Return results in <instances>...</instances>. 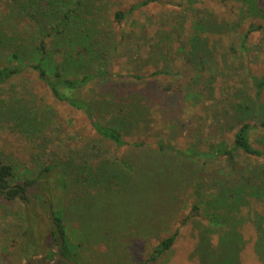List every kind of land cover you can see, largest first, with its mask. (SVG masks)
<instances>
[{
	"label": "rangeland",
	"instance_id": "374dc122",
	"mask_svg": "<svg viewBox=\"0 0 264 264\" xmlns=\"http://www.w3.org/2000/svg\"><path fill=\"white\" fill-rule=\"evenodd\" d=\"M139 1L92 0L88 18L105 46L100 60L109 75L92 80L81 93L96 118L121 127L127 144L116 147L95 134L81 111L53 98L28 68L0 85V157L15 173L8 185L33 178L47 161L62 167L95 144L114 168L103 183L90 177L86 184L70 170L65 191L56 196L50 174L39 181L56 205L60 200L68 237L80 244L85 264H137L148 258L157 240L174 231L170 250L149 264H264V193L241 192L240 205L237 197L216 198L212 203L220 211L213 212V220H208L212 207L205 201L242 174L225 157L206 152L210 142L232 139L231 132L215 125L211 109L220 112L227 96L249 109L239 113L243 119L237 114L241 121L256 122L264 115V99H253L248 77L249 70L264 74V37L253 34L247 48L238 46L232 54L230 34L215 26L214 32L193 29L205 13L218 24L236 19L228 12L232 3L224 6L218 0H150L115 21V10L127 11ZM6 12L7 1L0 0V20ZM10 24L20 36L31 39L35 33L25 14H14ZM194 31L202 42L206 39L212 60L200 71L193 55L190 62L184 56ZM83 64L78 70L92 72L96 61ZM156 69L172 74L149 76ZM124 110H129L126 120ZM251 141L264 152V128L254 130ZM235 160L238 167H255L264 155L235 151ZM225 206L231 208L228 215L221 213ZM48 235L39 198L0 197V264H47L53 248Z\"/></svg>",
	"mask_w": 264,
	"mask_h": 264
},
{
	"label": "trees",
	"instance_id": "16d2710c",
	"mask_svg": "<svg viewBox=\"0 0 264 264\" xmlns=\"http://www.w3.org/2000/svg\"><path fill=\"white\" fill-rule=\"evenodd\" d=\"M6 1L7 12L1 18L2 20H0V85L21 75L26 69L30 68L36 73L37 78L46 85L53 98L67 104L71 108L81 111L86 116L95 134L111 142L116 147L127 144L123 139L121 127L101 122L96 118L90 102L81 94L82 89L92 80L106 78L109 75L107 64L100 60V51L105 46L99 40V30L94 29L93 20L88 18V14H93L91 10L94 6L92 0ZM149 1L141 0L131 5L127 11L122 9L115 10L113 18L115 21L121 22L128 13L145 6ZM218 2L224 6L232 3L228 12L237 15L236 19H224L218 24L211 18L210 14L205 13L201 19L195 21L194 25H192L193 29L214 32L217 28L221 29V32L230 34L228 51L232 54L237 53L238 46L247 48V45H250V38L253 34L258 33L261 34V37H264V0H218ZM14 14H25L33 24L35 33L31 35V39L20 36L19 33L9 28L11 25L10 18ZM212 26L216 27L215 30H212ZM198 35L195 31L191 35L189 40L191 49L185 51L184 56L187 62H190L191 56L189 54L193 55L196 60L195 66L200 71L203 69V66L205 68L206 62H211L212 60L206 54V39L204 38V42H202ZM237 35L239 39L235 38ZM183 47H186V44ZM183 47L181 48L182 50H184ZM2 55L6 56L4 57L5 59L1 58ZM94 61H96V65L92 72H88L86 69L78 70V67L85 66L84 62H88L86 66H90ZM161 74L171 75L172 73L156 69L149 76L155 77ZM131 76L138 79L144 78V76L137 74H132ZM248 77L251 83L253 99L255 101L263 100L264 74L249 70ZM164 88L168 91L167 86ZM223 99L226 101L228 99V105L224 106L220 112L212 108L211 116L215 119V125L218 126L219 130H222L224 133H232V139L230 143L223 138L210 142L206 152L216 157H225L228 165L233 170H236V173L241 172L242 174L238 175L232 183H226L223 192L220 189L217 192H211L210 196L205 199L209 203L210 209L212 207V210L209 211L208 220L209 217L213 220V212L219 213L220 211V209L218 210L220 206H214L215 204L212 203V201H216V198H225L230 201L237 197L240 205L241 192L245 193L248 191L250 195H258V192L260 194L264 193V160L256 164L255 167L249 168L238 167L235 160V151L255 157H262L264 155V152L256 148L251 141L252 132L260 127L264 128V115L262 119L256 122L241 121L243 118L240 114H248L249 109L238 102L232 103L227 96ZM237 114L242 119H239ZM128 115L129 110H124L121 117L126 120ZM133 144L140 145L142 143L134 142ZM158 147L159 150L164 149L163 144H160ZM64 162L67 163L63 164L62 167L56 165L54 161L43 163L39 172L33 178H26L22 184L17 183L12 186L14 188L8 191L0 189V197L7 199V197L18 195L23 201L39 198L49 222L50 235H48V240L53 245L46 263L67 264L56 255L55 246L58 239L50 222L43 196L36 194L28 198L24 194L28 190L40 189L45 191L49 197L54 220L62 235L61 237H63L60 253L71 260L73 264H85L80 252V244L73 242L68 237L64 223V208L60 200L58 201L60 204L58 205L57 202L56 205L51 193L42 188L39 181L44 175L47 178L50 174L49 180L53 182L50 185V189L53 186L55 190L51 189V191L56 196H60L67 186L65 177L67 171L76 170L77 175L81 176L86 184L89 182L90 177L93 180H98L99 183H103L106 181V176L114 173V168L108 165V162L112 161L105 158L99 146L95 144L89 148L77 151L74 158L71 156ZM74 162L81 163L75 164ZM92 162L97 163L93 165ZM14 177L15 173L12 165L5 163L0 157V188L8 187L9 182ZM34 186L35 188L30 190ZM228 188H231V190H228ZM196 208V205L193 206V209ZM225 211L228 215L231 212L230 206H225L221 209V213ZM233 217L235 219V216ZM226 218L228 219V216ZM24 234H27V232H24ZM176 236L177 231H174L169 236L157 240L158 242L152 248L148 258L137 264H149L159 256L165 254L170 250ZM238 237L241 240L239 233ZM20 248L23 250L22 252L25 251L23 247L20 246Z\"/></svg>",
	"mask_w": 264,
	"mask_h": 264
},
{
	"label": "water",
	"instance_id": "95a60500",
	"mask_svg": "<svg viewBox=\"0 0 264 264\" xmlns=\"http://www.w3.org/2000/svg\"><path fill=\"white\" fill-rule=\"evenodd\" d=\"M22 193V192H21ZM25 196L27 197H31L33 195H36V194H40L43 196L44 200H45V204H46V208H47V212H48V216H49V219H50V222L52 224V227L54 229V232H55V236L57 237L58 239V242H57V245L55 247V252H56V255L59 259L63 260L64 262H66L67 264H73V262L71 260H69L68 258H66L65 256H63L61 253H60V248H61V245H62V242H63V237H61V233L56 225V222L54 220V217H53V211H52V208H51V205H50V201H49V197L48 195L40 190V189H36V190H33V191H25Z\"/></svg>",
	"mask_w": 264,
	"mask_h": 264
},
{
	"label": "flooded vegetation",
	"instance_id": "af4514ba",
	"mask_svg": "<svg viewBox=\"0 0 264 264\" xmlns=\"http://www.w3.org/2000/svg\"><path fill=\"white\" fill-rule=\"evenodd\" d=\"M11 188H14V187H12V186H8V187H5V188H0V189H2V190H4V191H8V190H10ZM7 195V194H6Z\"/></svg>",
	"mask_w": 264,
	"mask_h": 264
}]
</instances>
